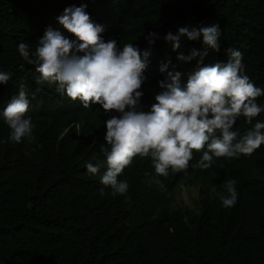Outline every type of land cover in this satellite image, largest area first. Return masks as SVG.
Masks as SVG:
<instances>
[{
	"label": "trees",
	"instance_id": "16d2710c",
	"mask_svg": "<svg viewBox=\"0 0 264 264\" xmlns=\"http://www.w3.org/2000/svg\"><path fill=\"white\" fill-rule=\"evenodd\" d=\"M82 4L92 21L104 27L105 42L150 48L141 89L144 112L156 102L158 81L165 75L159 71L162 63L171 61L168 70L175 66L182 84L197 70L195 60L181 63L177 56L201 49L202 37H182L177 51L163 39L183 26L219 25L220 51L209 49L204 64L226 62L225 50L237 49L245 73L264 88V0H0V72L11 76L0 84V264H264V145L247 156L214 157L205 170L193 167L203 155L194 151L186 172L169 170L167 177L155 172L150 157L137 156L118 177L129 183L128 202L101 184L107 169L101 148L110 147L105 121L115 113H105L99 105L86 109L58 93L56 84L37 83L40 74L17 47L28 43L34 53L49 27L76 39L57 18L65 8ZM150 32L160 37L151 46L145 39ZM21 83L34 139L6 142L10 129L3 109ZM257 103L264 106V96ZM257 121L264 122V112L252 124L239 117L233 130L243 135ZM88 163L99 164L100 171L89 173ZM147 177L165 191L192 179H212L218 188L235 179L237 202L223 207V190L201 199L197 213L170 209L165 191Z\"/></svg>",
	"mask_w": 264,
	"mask_h": 264
},
{
	"label": "clouds",
	"instance_id": "9594fccd",
	"mask_svg": "<svg viewBox=\"0 0 264 264\" xmlns=\"http://www.w3.org/2000/svg\"><path fill=\"white\" fill-rule=\"evenodd\" d=\"M85 9L83 4L70 6L57 18L76 39L49 27L37 40L34 53L28 43L21 42L17 47L23 60L40 74L37 83L56 84L58 93L79 100L86 109L99 105L105 113H115L105 121L104 139L110 147L101 148L107 169L100 180L114 194L124 196L125 202L130 200L129 183L118 177L137 156L150 157L155 172L167 177L169 170L186 172L194 151L203 155L193 167L205 170L212 166L214 157L247 156L264 145V122L257 121L243 135L233 130L239 117L252 124L264 112V106L257 103V98L264 96V88L256 86L245 73L242 53L229 47L225 50L226 62L204 64L209 49L220 51L219 25L198 29L183 26L163 37L173 51L181 49L182 37L189 41H201L202 37L201 49L192 48L187 55L179 51L177 56L181 63L195 60L198 67L182 84V73L175 66L168 70L171 61L162 63L159 71L165 75L158 81L156 102L144 112L140 110L144 96L141 89L147 79L144 73L150 64V48L141 51L132 43L121 48L115 39L105 42L101 35L104 27L94 23ZM159 38L156 32L145 37L150 46ZM10 79L9 73L0 72V84ZM28 110L27 92L21 83L18 94L3 109L4 122L10 129L6 142L34 139L33 122L26 118ZM86 168L93 175L100 171L99 164L88 163ZM236 184L235 179L226 182L227 195L220 196L223 207L235 206Z\"/></svg>",
	"mask_w": 264,
	"mask_h": 264
},
{
	"label": "rangeland",
	"instance_id": "374dc122",
	"mask_svg": "<svg viewBox=\"0 0 264 264\" xmlns=\"http://www.w3.org/2000/svg\"><path fill=\"white\" fill-rule=\"evenodd\" d=\"M149 183H154L161 187L164 192L165 188L160 182L153 177H147ZM226 191V186L218 188V183L214 180L192 179L184 181L165 191L166 205L170 209L188 208L194 212H199L200 201L205 196H214L215 194Z\"/></svg>",
	"mask_w": 264,
	"mask_h": 264
}]
</instances>
